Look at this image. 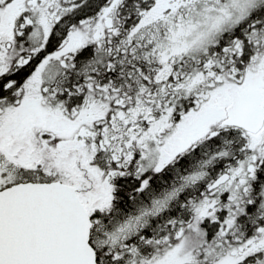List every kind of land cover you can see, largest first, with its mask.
<instances>
[{
	"label": "snow or ice",
	"instance_id": "snow-or-ice-1",
	"mask_svg": "<svg viewBox=\"0 0 264 264\" xmlns=\"http://www.w3.org/2000/svg\"><path fill=\"white\" fill-rule=\"evenodd\" d=\"M0 264H264V0H0Z\"/></svg>",
	"mask_w": 264,
	"mask_h": 264
}]
</instances>
